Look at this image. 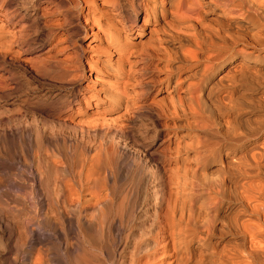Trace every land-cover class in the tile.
Instances as JSON below:
<instances>
[{
	"label": "bare ground",
	"instance_id": "bare-ground-1",
	"mask_svg": "<svg viewBox=\"0 0 264 264\" xmlns=\"http://www.w3.org/2000/svg\"><path fill=\"white\" fill-rule=\"evenodd\" d=\"M59 1L72 4L74 0ZM95 1L82 0L90 30L103 27L95 18ZM6 2L0 0V9ZM127 2L128 9L121 0H101L109 5L110 10L104 12L113 21L121 18L132 25L143 12L161 28L153 30L149 48L134 53L138 61L133 64L129 61L132 53L114 50L118 62L125 64L127 70L137 67L135 74L125 77L132 81L131 96L125 92L130 85L124 83L122 91H103V103L97 107L106 113L121 108L126 117L130 110L139 112L148 86L159 84V92L165 97L159 111L155 110L170 122L165 126L159 151L153 153L162 158L160 167L167 176V188L156 214V232L142 240V249H148H141L143 253H138L132 263L264 264V0ZM107 42L110 47H117L111 36H107ZM160 62L162 79L150 80L148 71ZM134 88L140 90L137 95ZM94 113V118L99 117L96 121L106 120ZM178 130L190 131L192 135ZM214 135L220 140L214 142ZM92 148V155L81 161L78 175L74 171L76 180L65 177L69 181L58 189L60 212L55 208L57 214L52 212L62 221L51 220L53 215L50 217L49 212L54 202L43 193L45 178L41 167L42 172L37 168L31 174L27 162L24 170L14 175L20 183L14 178L7 180V186H0V201L12 203L10 212L0 205V236L6 248V264H95L86 257L78 238L104 236L108 227L106 205L111 204L107 188L111 175L106 149L101 144ZM142 151L132 147L127 153L132 161L142 164ZM8 162L4 165L9 167ZM10 169L17 170L14 166ZM6 203L3 204L8 206ZM70 228L76 231V243L73 249L67 247L68 256L50 258L48 253L47 259L38 248H53L54 238H62ZM35 248L37 256L30 257Z\"/></svg>",
	"mask_w": 264,
	"mask_h": 264
},
{
	"label": "rangeland",
	"instance_id": "rangeland-1",
	"mask_svg": "<svg viewBox=\"0 0 264 264\" xmlns=\"http://www.w3.org/2000/svg\"><path fill=\"white\" fill-rule=\"evenodd\" d=\"M7 1L0 9V186H7V180H14V175L28 164L31 174L38 168L44 173L43 193L48 197L50 195L54 202L49 212L50 217L53 215L51 220L62 221L60 216L57 217V211L53 210L55 208L60 212L58 189L65 181L76 180L81 161L92 155V147L103 145L110 156L107 159H110L107 161L110 168L107 165V169L111 176L107 188L112 205L108 203L106 207L109 208L105 207L108 227L104 236L97 234L91 240L86 237L78 239L86 257L93 259L95 264H133L135 257L148 249H142L145 239L156 232V214L167 188V176L160 167L162 158L153 154L159 151V144L164 140L165 126L170 125L156 113L165 96L159 92V84L148 86L146 100L139 104V112L130 110L126 117L121 108L106 113L100 111L97 104L103 103V91H122L124 83L128 86L132 83L125 77L137 72L136 66L127 70L125 64L118 62L114 50H122L121 54L132 53L129 61L133 64L138 61L134 53L149 48L153 30L161 27L153 25L143 12L132 25L121 18L113 21L105 13L106 9L110 10L109 5L101 3V0L95 1L96 8L93 6V9L95 18L100 19L103 27L91 30L85 23L86 9L82 0H74L72 4L59 0ZM121 1L128 9L127 0ZM133 1L138 3V0ZM107 36H111L117 47L108 45ZM162 68L161 62L153 65L148 71L147 76L151 75L148 78L162 79ZM157 70L161 73L156 74ZM131 85L125 89L129 96ZM133 91L135 95L140 92L137 88ZM93 113L95 117L97 114L105 116L106 120L96 121L99 117L94 118ZM106 125L109 126L106 128ZM178 132L189 137L192 135L187 130ZM216 138L214 142L220 140ZM132 147L143 150L142 164L134 159L132 161L127 153ZM5 161H9L11 166L4 165ZM12 166L17 170L10 169ZM15 180L21 182L20 179ZM1 202L5 212H10L12 203ZM1 240L0 236V264H6V248ZM75 243L76 231L70 228L62 238H54L53 248L45 246L38 249L45 252L47 259L67 257ZM35 249L30 257L37 256L38 249ZM26 263L23 261V264Z\"/></svg>",
	"mask_w": 264,
	"mask_h": 264
}]
</instances>
